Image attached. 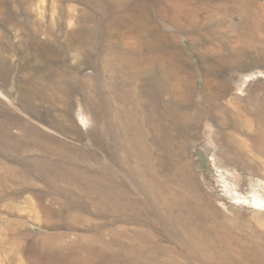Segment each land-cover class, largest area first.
Masks as SVG:
<instances>
[{
    "label": "rangeland",
    "instance_id": "1",
    "mask_svg": "<svg viewBox=\"0 0 264 264\" xmlns=\"http://www.w3.org/2000/svg\"><path fill=\"white\" fill-rule=\"evenodd\" d=\"M0 264H264V0H0Z\"/></svg>",
    "mask_w": 264,
    "mask_h": 264
},
{
    "label": "bare ground",
    "instance_id": "2",
    "mask_svg": "<svg viewBox=\"0 0 264 264\" xmlns=\"http://www.w3.org/2000/svg\"><path fill=\"white\" fill-rule=\"evenodd\" d=\"M262 136V134H260Z\"/></svg>",
    "mask_w": 264,
    "mask_h": 264
}]
</instances>
